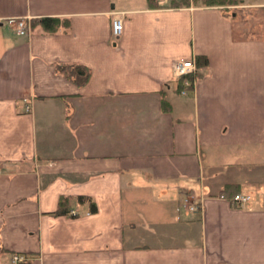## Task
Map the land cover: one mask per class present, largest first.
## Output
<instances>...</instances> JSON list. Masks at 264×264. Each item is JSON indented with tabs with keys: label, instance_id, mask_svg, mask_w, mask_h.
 I'll return each instance as SVG.
<instances>
[{
	"label": "crops",
	"instance_id": "obj_1",
	"mask_svg": "<svg viewBox=\"0 0 264 264\" xmlns=\"http://www.w3.org/2000/svg\"><path fill=\"white\" fill-rule=\"evenodd\" d=\"M46 17L69 28L33 27ZM248 22L264 0H0V264H264V33L240 35ZM197 56L179 92L174 64Z\"/></svg>",
	"mask_w": 264,
	"mask_h": 264
},
{
	"label": "trees",
	"instance_id": "obj_2",
	"mask_svg": "<svg viewBox=\"0 0 264 264\" xmlns=\"http://www.w3.org/2000/svg\"><path fill=\"white\" fill-rule=\"evenodd\" d=\"M151 2L155 3V0H150ZM201 3H203L205 6H230V5H235L237 0H200ZM173 6H184L188 5V3L178 0L172 3ZM156 6V4H155ZM39 26L41 29V32L44 34H53L59 32L60 29H68L69 28V22L67 20H62V19H55V18H44L40 19L37 21L33 27ZM195 65H196V73L191 74V75H186L184 77H180L178 85H179V92L180 91H189L191 90L193 86V81L200 76L199 70L202 68L206 67L208 65V60L204 56L202 57H195L194 59ZM58 72L62 74L65 78H68L72 82H74L77 86H84L85 83L89 79V70L86 67L82 66H65L62 65L58 68ZM188 82V87H185L183 85V82L186 81ZM163 108H167V104L163 102ZM80 201L83 202L85 199L80 198ZM87 201V200H86ZM90 207H92V210H95L94 204L91 201ZM59 209L55 212L56 215L63 214L66 212L63 208L62 203H60ZM1 253V249H0Z\"/></svg>",
	"mask_w": 264,
	"mask_h": 264
},
{
	"label": "built area",
	"instance_id": "obj_3",
	"mask_svg": "<svg viewBox=\"0 0 264 264\" xmlns=\"http://www.w3.org/2000/svg\"><path fill=\"white\" fill-rule=\"evenodd\" d=\"M173 1H177V0H156V3H158V7L160 9H171L173 8L172 3H168V2H173ZM184 1L186 3H188L189 5H193L194 3L198 2L199 0H181ZM9 24H14L16 27V33L19 36H23V35H28L29 34V26L26 20H11L9 22ZM123 19L121 16H113L112 22H111V29H112V36L113 38L117 39L123 32ZM173 73L175 74L176 78H180V77H184L186 75H191V74H195L196 73V65H195V61L191 60L190 62H186V61H178L176 64H174L173 67ZM183 85L185 87H188V82L184 81ZM185 92V90L183 91ZM221 198L224 199V196H221ZM231 202V204L235 205V206H242L245 203H248L249 200V196L246 195H240V194H236L233 195L231 197V199L229 200ZM197 208V207H196ZM196 208H192L190 210H196ZM26 262V257L18 256V255H14L12 257V264H24Z\"/></svg>",
	"mask_w": 264,
	"mask_h": 264
},
{
	"label": "rangeland",
	"instance_id": "obj_4",
	"mask_svg": "<svg viewBox=\"0 0 264 264\" xmlns=\"http://www.w3.org/2000/svg\"><path fill=\"white\" fill-rule=\"evenodd\" d=\"M228 16H230V14H228ZM252 18H254V17H252ZM249 26H250V23L248 22V26L246 27V29L245 30L244 29L239 30V34L248 37V36L253 35L255 33H258L259 34L260 33V29L263 30L262 32L264 33V25L263 26H260V27L258 26L257 28L256 27L255 28H250Z\"/></svg>",
	"mask_w": 264,
	"mask_h": 264
}]
</instances>
